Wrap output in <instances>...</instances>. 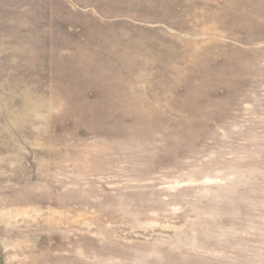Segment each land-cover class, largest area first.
Here are the masks:
<instances>
[{"label": "rangeland", "instance_id": "obj_1", "mask_svg": "<svg viewBox=\"0 0 264 264\" xmlns=\"http://www.w3.org/2000/svg\"><path fill=\"white\" fill-rule=\"evenodd\" d=\"M146 7L0 0V264H264V0Z\"/></svg>", "mask_w": 264, "mask_h": 264}, {"label": "crops", "instance_id": "obj_2", "mask_svg": "<svg viewBox=\"0 0 264 264\" xmlns=\"http://www.w3.org/2000/svg\"><path fill=\"white\" fill-rule=\"evenodd\" d=\"M156 0H67L70 6L84 14V21L98 20L99 22L130 19L127 14L130 9H147V2ZM149 25L157 23L149 22Z\"/></svg>", "mask_w": 264, "mask_h": 264}]
</instances>
